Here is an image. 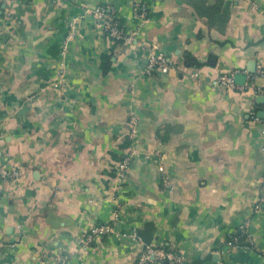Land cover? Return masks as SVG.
Instances as JSON below:
<instances>
[{
	"label": "crops",
	"instance_id": "1",
	"mask_svg": "<svg viewBox=\"0 0 264 264\" xmlns=\"http://www.w3.org/2000/svg\"><path fill=\"white\" fill-rule=\"evenodd\" d=\"M103 4L131 45L95 30L86 9ZM152 51L167 74L145 72ZM231 73L264 89V0H0V166L20 169L0 187V264H137L144 245L264 264V96L217 86ZM107 223L113 235L82 246ZM241 235L246 247L222 246Z\"/></svg>",
	"mask_w": 264,
	"mask_h": 264
},
{
	"label": "built area",
	"instance_id": "2",
	"mask_svg": "<svg viewBox=\"0 0 264 264\" xmlns=\"http://www.w3.org/2000/svg\"><path fill=\"white\" fill-rule=\"evenodd\" d=\"M143 14H145V8L141 9ZM86 13L90 14L93 18V23L95 30L105 37L110 39L114 43H120L121 46L131 45L133 36L135 33L126 32L124 27L118 21L114 8L110 4L98 5L92 8L86 9ZM61 60L59 67L56 70L57 80L56 86L61 87L65 77V57L67 55V43L61 46ZM170 70V63L166 60L164 55L161 53H155L154 51L148 53L147 63L145 67V72L147 74L152 73L153 71H159L162 74H167ZM257 72L261 73L260 67L257 68ZM236 73L231 74H220L217 78V86L225 90L237 89L239 91H244L246 88L252 90V95L255 97L264 96V89L255 88L253 86H237L235 84ZM250 81V79H249ZM252 115V113H251ZM254 116V114H253ZM138 125V117L135 112H131L127 120V138L130 141H133L136 137ZM264 125V122H263ZM264 152V146L261 149ZM134 153L133 150L129 152L117 165V175H116V184L115 187L119 189L122 183L126 180L130 165L133 159ZM159 170L162 171V168L159 167ZM20 178V169L18 166H0V187L2 183H8ZM261 205H264L263 197L258 200V203L255 205V209L260 208ZM117 217V214H115ZM246 228V223L242 227V231ZM113 227L111 224H102L96 225L89 228L84 234L82 240V246H88L95 239L101 238L108 235H113ZM124 237L131 239L133 241H140V237L135 233L128 235H123ZM222 246L227 247L228 249H242L246 247L243 243H240L238 238L229 237L227 240L223 241ZM168 264H184L183 259L175 252L169 249L162 247H152L149 245H144L138 258L137 264H161L163 262ZM49 262L51 264H69V256L67 254H59L57 256L49 257Z\"/></svg>",
	"mask_w": 264,
	"mask_h": 264
},
{
	"label": "water",
	"instance_id": "3",
	"mask_svg": "<svg viewBox=\"0 0 264 264\" xmlns=\"http://www.w3.org/2000/svg\"><path fill=\"white\" fill-rule=\"evenodd\" d=\"M254 66H255V63L250 64V68L248 69L249 72H254V68H253ZM234 80H235V82L242 84L244 82V77L237 75L234 77ZM257 100L264 103V97H259V98H257ZM262 117H264V113H262ZM165 263H167V262L165 261Z\"/></svg>",
	"mask_w": 264,
	"mask_h": 264
},
{
	"label": "trees",
	"instance_id": "4",
	"mask_svg": "<svg viewBox=\"0 0 264 264\" xmlns=\"http://www.w3.org/2000/svg\"><path fill=\"white\" fill-rule=\"evenodd\" d=\"M186 64H188V65H192V66H198V64H196V63H193V61L189 58V57H187L186 58ZM238 240H239V242L240 243H243L244 245H245V241H246V239H245V237L243 236V235H241L239 238H238Z\"/></svg>",
	"mask_w": 264,
	"mask_h": 264
}]
</instances>
